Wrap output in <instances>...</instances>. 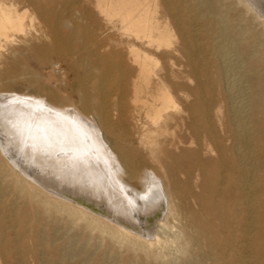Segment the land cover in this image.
I'll return each instance as SVG.
<instances>
[{"label": "bare ground", "instance_id": "obj_1", "mask_svg": "<svg viewBox=\"0 0 264 264\" xmlns=\"http://www.w3.org/2000/svg\"><path fill=\"white\" fill-rule=\"evenodd\" d=\"M90 4L0 0V261L20 223L68 263L263 264L264 44L219 0Z\"/></svg>", "mask_w": 264, "mask_h": 264}, {"label": "rangeland", "instance_id": "obj_2", "mask_svg": "<svg viewBox=\"0 0 264 264\" xmlns=\"http://www.w3.org/2000/svg\"><path fill=\"white\" fill-rule=\"evenodd\" d=\"M85 3H88L89 6L90 0H82ZM212 2V0H209ZM219 3L222 4L220 6L221 11H227L228 16L238 17L241 19L240 22H238L239 27L244 30L245 36H251L254 35L256 38L259 39L260 42L264 44V28L260 24V20H253L250 13H245L243 6L238 2V0H219ZM245 13V15H243ZM244 16V17H243ZM247 21V22H246ZM246 23V24H245ZM22 64H23V70L21 72L17 73L16 81L10 85V90H12L15 93L19 94H28V95H38V91L34 88V86L27 83V81L32 78L31 71L33 74H35L37 77H41L42 72H46V70H42L39 66H37L33 62L34 53L31 51L23 52L22 53ZM255 57V56H254ZM19 58V56H17ZM26 70V71H25ZM30 71V72H29ZM25 72V74H24ZM30 74H29V73ZM21 73V74H20ZM24 74V76H23ZM43 75V74H42ZM19 77V78H18ZM29 79H28V78ZM62 92V90H61ZM133 147L136 145L133 144ZM264 201V195L262 198L257 197V201L262 200ZM256 201V202H257ZM20 210V208H19ZM1 211V208H0ZM1 213V212H0ZM15 215V214H14ZM1 216V214H0ZM18 213H16V217H11L10 219L13 220V222H18L19 220L17 218ZM160 216V212H157L154 216L148 217L146 219L145 226L149 227L152 226L154 221ZM153 220V222H152ZM150 221V222H149ZM148 222V223H147ZM14 228H12V231L14 229V233H16V239L19 241L17 246H13L14 248H10V252L12 254V258L8 261L5 260V262L0 261V264H95L94 263V257L86 261L85 259L79 263H76V256H74L73 259L70 261L71 263H68L66 258L67 256H62L60 259L58 258V252L53 251L52 249L48 248L47 241L45 244H43L42 239L44 238V235H40V237H32L30 233L24 232L21 233L20 229V223L16 225H13ZM48 230V231H47ZM45 229V233H50L49 229ZM9 234L10 231L6 230ZM67 238H64L62 240L55 241L54 244L58 245L60 243H66ZM15 247H17L15 249ZM78 247H73L71 250V253L74 254L77 251ZM264 248V244H263ZM18 249V250H17ZM17 250V251H16ZM69 251V249H67ZM255 250H253L254 252ZM19 253V254H18ZM122 256L128 254H125L124 252H121ZM254 255V253L252 254ZM197 259L200 260V257L197 256ZM251 264H255L253 261ZM264 264V259H263Z\"/></svg>", "mask_w": 264, "mask_h": 264}]
</instances>
